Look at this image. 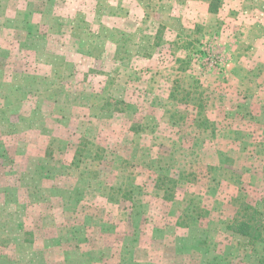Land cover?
<instances>
[{"label":"rangeland","instance_id":"1","mask_svg":"<svg viewBox=\"0 0 264 264\" xmlns=\"http://www.w3.org/2000/svg\"><path fill=\"white\" fill-rule=\"evenodd\" d=\"M0 264H264V0H0Z\"/></svg>","mask_w":264,"mask_h":264},{"label":"trees","instance_id":"2","mask_svg":"<svg viewBox=\"0 0 264 264\" xmlns=\"http://www.w3.org/2000/svg\"><path fill=\"white\" fill-rule=\"evenodd\" d=\"M261 212L250 205H241L233 225L230 229L243 236L249 237L252 241L263 239V226Z\"/></svg>","mask_w":264,"mask_h":264}]
</instances>
